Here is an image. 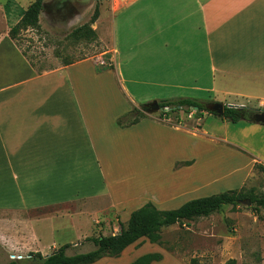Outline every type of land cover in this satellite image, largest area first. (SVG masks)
Wrapping results in <instances>:
<instances>
[{"label": "crops", "instance_id": "obj_1", "mask_svg": "<svg viewBox=\"0 0 264 264\" xmlns=\"http://www.w3.org/2000/svg\"><path fill=\"white\" fill-rule=\"evenodd\" d=\"M119 2L100 14L113 24L105 53L114 69L104 72L102 56L38 72L8 35L22 14L0 28V264L8 254L48 256L88 238L98 222H127L149 202L132 178L178 175L203 162L212 171L222 166L213 162L218 147L224 163L223 155L238 161L225 176L241 173L239 187L256 164L264 167V123L207 113L198 127L152 113L129 127L116 123L140 103L168 98L251 108L242 99L264 109V0ZM202 147L209 154L201 161ZM181 162L188 164L175 167ZM216 183L177 180L152 203L176 209ZM148 253L163 256L151 264H184L147 240L92 264H131ZM30 258L18 263L35 264Z\"/></svg>", "mask_w": 264, "mask_h": 264}, {"label": "rangeland", "instance_id": "obj_2", "mask_svg": "<svg viewBox=\"0 0 264 264\" xmlns=\"http://www.w3.org/2000/svg\"><path fill=\"white\" fill-rule=\"evenodd\" d=\"M33 1L14 0L12 4L11 0H0V28L4 26L5 22L11 23L14 21ZM118 4L120 6L121 2ZM96 6L98 7L99 15L91 25V28L96 32V35L98 32L100 39L104 43L100 42L98 37L96 42H87L82 36V30L77 35L73 33V31L89 22ZM107 10L114 13L112 0H70L65 5L61 1L46 0L44 10L39 17V29H29L21 32L16 44L26 54L38 72L54 69L67 61L83 59L99 61L100 59L98 58L100 56L110 65L112 61L109 59V53H105L107 51L105 43L108 42L109 45H113V24L109 14L103 12L100 17L101 11ZM119 17L117 15V19ZM109 65L102 66L98 70L101 72L113 70L114 68H106ZM231 101H234V98L228 99V102ZM239 102L254 110L264 111V109L255 107L257 106L255 102H246L242 99H239ZM160 113L161 110L152 113V115L159 118ZM172 118H178L180 123L184 122L188 126H199L197 123L199 122V113L193 110L188 113H180L179 117L173 114ZM205 148L202 147L201 161L209 154L208 149ZM218 149L216 151L217 155L213 154V162L222 166L212 171L206 169L207 167H205L203 162L195 171L177 173L178 175L173 173L164 177L141 176L132 178V181L137 183L136 190L141 194V197L148 198L151 203L153 201L151 198H154V195L159 190L164 195H167L169 193L167 192L169 190L168 186L173 183L176 186L177 180L181 181V186L183 183L200 184L217 179L216 184L206 189L210 192L201 191V194H196L194 198H186L185 201L241 188L245 195L252 193L256 196H264V172L254 169V174L242 187H239L241 173L225 176V173H228L230 169L238 165V161H229L223 155V158L227 161V163H224V160L220 157L224 152L220 150L222 149L221 147H218ZM215 156H218V161L214 159ZM136 163L138 166H142L144 161H137ZM187 164L181 162L177 163L175 167ZM183 179L189 180L183 182ZM245 198H248V196ZM178 201L180 199L176 200L174 207L180 205L179 203L185 202ZM103 204L104 207L107 206L106 203ZM263 220L264 208L256 204H250L249 206L242 203L236 206L226 205L210 216L191 221H182L180 224L177 223L163 228L160 232L161 244H156V246L184 264H189L193 260L194 264H222L229 259H234L236 264H264ZM125 225L126 222L121 223L120 221L111 223L107 221L98 222L94 224L93 232L89 237L115 235ZM82 233H88L85 226ZM69 244L71 246L66 250L68 255L85 253L94 248L90 242L79 238L69 242ZM12 255L15 254H8L10 261L13 260L11 259ZM29 258V255L22 256L17 261H25Z\"/></svg>", "mask_w": 264, "mask_h": 264}, {"label": "trees", "instance_id": "obj_3", "mask_svg": "<svg viewBox=\"0 0 264 264\" xmlns=\"http://www.w3.org/2000/svg\"><path fill=\"white\" fill-rule=\"evenodd\" d=\"M46 0H34L22 13L20 19L14 24L8 35L15 43L20 33L23 31L38 30L39 17L44 10V3ZM64 1V0H57ZM98 7L96 6L89 22L82 25L80 28L73 31L75 35L82 30V36L87 42H96V32L91 28V25L98 18ZM18 46V45H17ZM27 58L26 54L22 51ZM29 63L33 66L31 61L27 58ZM74 61L64 62L62 65H68ZM34 67V66H33ZM110 69L113 66L110 64ZM161 110L159 118L167 116L172 118L173 114L180 115V113H188L193 109L202 117V113H207L216 116L215 113L209 112L206 106L208 102H204L194 98H168L161 99L156 102ZM168 110L164 112V109ZM252 108H236L224 106L223 116L221 120L238 123V122H252L251 116L254 114ZM149 113V104L140 103L137 107L124 115L120 116L116 123L119 127H129L138 123L141 119L147 117ZM162 116V117H161ZM178 118L176 119V122ZM179 122V121H178ZM256 164L254 169L264 172L263 166ZM243 189L229 190L215 195L191 199L186 201L176 209L162 210L157 208L153 203L147 202L138 209L131 212L129 219L118 234L110 236H99L96 238H86V242H90L94 247L92 250L85 253H78L67 255L66 250L71 246L65 244L54 250L50 255L43 257L39 253L30 254L31 259L35 264H92L103 257L117 258L130 245L139 240H147L151 244H161L160 232L163 228L180 224L182 221H191L198 218H204L219 211L223 206H236L245 199H248L251 204L264 208V196H256L254 194L245 195ZM248 198H245L247 197ZM245 198V199H244ZM264 221V220H263ZM163 256L160 253H148L140 256L131 264H151L162 260ZM194 260L189 264H194ZM7 264H19L17 260H11ZM222 264H236L234 259H229Z\"/></svg>", "mask_w": 264, "mask_h": 264}, {"label": "water", "instance_id": "obj_4", "mask_svg": "<svg viewBox=\"0 0 264 264\" xmlns=\"http://www.w3.org/2000/svg\"><path fill=\"white\" fill-rule=\"evenodd\" d=\"M224 104L221 102H212L210 104H208L206 106V108L208 109L209 112H213L216 114V116L218 118L223 116V109H224ZM228 107H236V106H232V105H227ZM237 108V107H236ZM243 108V107H240ZM159 106L156 102H152L151 104H149V113H156L158 112ZM196 110V109H194ZM254 114L251 116V120L254 123H258V124H263L264 123V111L263 110H254ZM240 203L245 204L247 206H249L251 203L248 199H245L243 201H240Z\"/></svg>", "mask_w": 264, "mask_h": 264}, {"label": "built area", "instance_id": "obj_5", "mask_svg": "<svg viewBox=\"0 0 264 264\" xmlns=\"http://www.w3.org/2000/svg\"><path fill=\"white\" fill-rule=\"evenodd\" d=\"M97 61V60H96ZM100 61H97V63H99ZM168 109L165 108L164 109V112H166ZM194 112H196V110L193 109ZM161 120L163 121H166V122H170L171 121V118L167 117V116H163L162 118H160ZM22 258V256H16V255H12L11 256V259L13 260H20Z\"/></svg>", "mask_w": 264, "mask_h": 264}]
</instances>
